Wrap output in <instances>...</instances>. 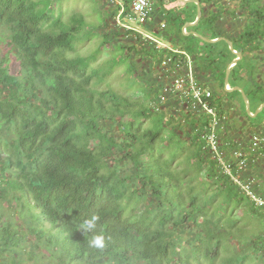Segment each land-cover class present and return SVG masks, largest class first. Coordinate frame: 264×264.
I'll list each match as a JSON object with an SVG mask.
<instances>
[{
    "label": "trees",
    "instance_id": "trees-1",
    "mask_svg": "<svg viewBox=\"0 0 264 264\" xmlns=\"http://www.w3.org/2000/svg\"><path fill=\"white\" fill-rule=\"evenodd\" d=\"M151 1L167 23L168 40L174 43L175 34L186 38L181 29L195 21L196 5L180 3L181 8L171 11L166 0ZM197 1L201 19L187 32L203 33L209 40L224 37L242 52L228 84L241 87L259 108L264 90L255 79L256 66L244 53L264 49V0H241L240 12L246 13L248 22L235 36L220 31L229 8L219 0ZM119 2L111 12L113 19L121 8L125 15L130 13L132 0ZM53 5L50 0H0V26L6 32L0 43L8 46L7 54L13 55L19 69L12 74L8 60H0V264H245L246 249L241 261L233 257L238 254L235 250L227 253L224 242L234 234L221 231L222 217L209 211V205L200 206L190 192L193 186L184 191L182 178L171 170L172 162L157 151L156 142L165 140L153 126L168 127L165 117L153 115L145 104L93 89L98 72L91 63L96 56L67 55L74 51L86 20L75 13L64 21L60 12L52 14ZM122 31L139 44V50L119 44L120 63L132 51L151 63L156 59L149 44ZM116 35L107 31L100 49ZM188 37L200 45L187 51L205 65L203 70L220 69L223 80L234 59L228 45ZM116 61L111 60L112 67ZM201 66L199 74L207 79ZM177 134L178 143L193 147L192 160L200 171L202 163L208 164L205 179L211 198L224 195L232 203L237 196V205L246 201L249 212L264 222V210L205 156L203 143H193L194 138L188 142ZM114 151L130 163V174L121 176L111 160ZM253 189L258 195L264 192L262 186ZM93 215L99 216L102 249L89 247L91 234L79 230ZM247 247L264 264V233L250 239Z\"/></svg>",
    "mask_w": 264,
    "mask_h": 264
},
{
    "label": "rangeland",
    "instance_id": "rangeland-1",
    "mask_svg": "<svg viewBox=\"0 0 264 264\" xmlns=\"http://www.w3.org/2000/svg\"><path fill=\"white\" fill-rule=\"evenodd\" d=\"M50 1H52V4H54L52 9V14L54 16L58 15V12H60L62 20L65 21L68 17H70V15L76 13L77 15L84 17L86 20L87 24H84L85 30L78 37V40L76 41L74 46V51L68 53L67 55H69L70 57H88L90 55L96 56V60L91 63V67L93 70L95 69V71L98 72V76L92 79V88L99 91H110L126 98L133 104H145V106H147V109H149L152 101L151 94L153 92L152 89H150L153 85L151 70L155 65L153 64V62L151 63L149 58L147 59L144 56H140L139 53L136 54L134 51H132L127 57L126 62H119L120 57H123L120 54V51L117 49V46L119 44L133 46L137 50H139L138 43L131 41L128 37L123 36L124 32L117 25L116 16L114 19L111 17V12L114 10L115 4L120 3L119 0ZM177 2L175 0H166L164 5L167 7V9H170L172 11L175 8H181V5H179L180 3ZM219 2L222 6H225L229 8V10H231V12H229L223 18L225 22L224 28H222L220 31L224 35L225 33L226 35L228 33V35L235 36L237 33H240L243 30L245 24H247L248 22L245 16L246 13L243 12L242 14L240 12L239 5L241 4V0H219ZM154 16V22L158 23L160 21V18L162 17L160 8H155ZM162 19L161 21L166 23L163 17ZM129 25L133 28H138L137 25ZM225 25L227 26L225 27ZM229 26L230 28H228ZM109 30L110 32H117V35L115 37H111L110 44L106 48L100 49V45L103 42L104 35ZM5 33L6 32L4 27L0 26V36L6 37ZM166 34L167 32H159L157 36L156 34L153 35L157 38L164 39L165 37H168L166 36ZM173 36V42L175 44L170 40H167V42L173 47L182 48L187 51V49L191 50L189 48L194 47V45H200L199 42H197L193 37L183 35L186 38H178L176 34ZM201 36L208 39L204 35ZM260 46L262 47L263 44H261ZM7 47L8 46H6L4 43H0V60L6 58L8 60V68L10 69V72L12 74H17L19 69L17 67L16 60L14 59L12 54H7ZM218 47L215 46L216 49H218ZM200 52L203 54L202 49H200ZM246 55L251 58V62L254 64V66H256L255 79L259 86H262V89L264 90V49L254 51L252 50L248 54L244 53V57H246ZM232 56L233 55H231V57ZM112 59L118 60L116 61L117 64L113 67L111 64ZM130 62L134 64V68L130 65ZM195 62L197 65V74L200 75V60L196 59ZM203 66L205 65H203L202 63V70ZM203 71L206 74L203 76L207 79H203L202 75H200L198 78L204 84H206L207 88L213 94L215 93L217 95L216 99H218V102L221 105V112L225 113L226 116V119L223 122L225 123L224 125H226L225 127H227V129L220 135V140L229 141L231 143H239L245 148V146L248 145V140L250 139L252 134H261L264 136V128L262 127V125H264L262 123L264 119V110L259 113L256 118L249 117L246 113V107L240 93L224 92L222 88V83L224 86V77L222 80L221 70L215 69L212 66H206ZM243 76L244 74L242 75V77ZM243 79L244 77L241 79V83H243ZM248 102L249 108L254 114L258 109L256 107L257 105L253 100L249 99ZM140 106L134 107V111H137ZM184 117L187 118L184 124L180 122L179 118H175L174 116H172V118L169 117L168 119L167 117H165L164 119L167 124L165 126L168 127H161V125L153 126V129L155 131H159L163 137V140H165L163 144H161L159 141L156 142L157 151H161L162 154L172 162L171 170L177 173L180 178H182L181 182H183L182 185L184 191H186L187 193V191L189 190L188 187L193 186L194 188L190 190V192L199 200L200 206L202 207L207 204L210 206V208H208L209 211L212 209L211 212H214L217 218L222 217V223L220 227L221 231H232V233L234 234L233 237L226 239V241L224 242V245L226 244L229 246V251L227 253H233L235 250V252L238 254H235V256L233 257L236 258L235 260L241 261L243 258V256H241V251L242 249H246V254L244 253L246 255V258H244V260L246 261L247 259V261L245 262V264H261L258 263V261L255 259V255L251 253L249 247H247V242H249L250 239H254L257 235H262L264 233V222L256 218L252 213L249 212L248 209L250 205L246 201H244L242 205H237V196H233L232 203H229L224 195H216L211 198L212 191L211 189H208L207 186L209 185V182H207V180L205 179V172L208 168V164L202 163V171H200L192 160L193 147L189 146L190 144L186 142L178 143L177 141L180 137L177 132H180L182 137L186 139L188 136H192L191 132L196 128V122L192 119L189 121L188 119L191 118L190 115H185ZM170 128L172 130H176V134L172 130H170ZM113 132H115V130H113ZM193 137V143L200 144L197 141L198 138H196V135H193ZM168 139L173 140V142H170ZM205 156L207 157L209 155L205 154ZM111 160L112 163L119 168L121 176L130 174V163L126 159H123L121 154L114 151L111 154ZM254 167L259 169L262 177L261 180L258 181V179L255 177V175L257 174V170H255L252 174L253 167L249 170L247 176L254 178V185H257L258 188H260V186L263 187L264 157L255 162ZM182 185L179 186L178 190L181 189ZM259 194H263L261 193V190L259 191ZM211 202L213 206L209 204ZM207 205H205L206 209ZM227 253H225V255H228ZM26 264H31V262Z\"/></svg>",
    "mask_w": 264,
    "mask_h": 264
},
{
    "label": "built area",
    "instance_id": "built-area-1",
    "mask_svg": "<svg viewBox=\"0 0 264 264\" xmlns=\"http://www.w3.org/2000/svg\"><path fill=\"white\" fill-rule=\"evenodd\" d=\"M155 8L151 0H132L129 14L125 15L121 8L116 15L117 25L122 30L131 31L133 39L149 44L157 55L151 70L152 112L168 119L174 116L182 124L187 119L184 116L190 115L188 119L196 122V128L187 140L192 141L196 135L203 143V151L217 164L222 174L255 206L264 210V193L258 195L253 189L254 178L247 176L255 162L264 156L261 152L264 150V136L252 134L245 148L239 143L220 140V135L226 130L223 122L225 113L221 112L218 99L213 100V93L198 78L196 59L186 50L171 46L167 42L168 37H156L159 32L166 31L167 23L162 22V18L158 23L154 22ZM181 33L186 35V29L182 28Z\"/></svg>",
    "mask_w": 264,
    "mask_h": 264
},
{
    "label": "water",
    "instance_id": "water-1",
    "mask_svg": "<svg viewBox=\"0 0 264 264\" xmlns=\"http://www.w3.org/2000/svg\"><path fill=\"white\" fill-rule=\"evenodd\" d=\"M177 1L182 3V4H194V5H196V18H195V21L193 23H186L183 26V28L186 29V30L194 28L199 23V21L201 19V15H202L199 2L197 0H177ZM190 35L196 37L197 39H199L202 42L207 43V44H216V43H220V42H225L228 45L231 54L234 56V60L230 64H228V66L224 70V90H225L226 93H235V92L240 93V95L242 96V100H243V102L245 104V107H246L247 115L249 117H251V118H256L258 116V114L263 111L264 103L261 104L259 106V108L256 110V112L253 114V113H251V110L249 108V102H248V99H247L243 89L240 88V87H235V88H232V89H228L227 88V87H229V84H228L229 75L232 72V70L241 62L242 57H243L242 56V52L241 51H236L235 50V45L230 40H228V39H226L224 37H220V38H217L215 40H208V39L204 38L203 36L199 35L196 32H188L187 35H185V36H190ZM249 80H251V79L249 78ZM262 123L264 124V119H263Z\"/></svg>",
    "mask_w": 264,
    "mask_h": 264
},
{
    "label": "clouds",
    "instance_id": "clouds-1",
    "mask_svg": "<svg viewBox=\"0 0 264 264\" xmlns=\"http://www.w3.org/2000/svg\"><path fill=\"white\" fill-rule=\"evenodd\" d=\"M186 32H187V30H186ZM230 89H232V88H230ZM98 220H99L98 215L91 216L90 218L86 219L80 225L79 230L83 234H91L90 238L87 240V244L89 247L102 249L104 247V236L97 232Z\"/></svg>",
    "mask_w": 264,
    "mask_h": 264
},
{
    "label": "crops",
    "instance_id": "crops-1",
    "mask_svg": "<svg viewBox=\"0 0 264 264\" xmlns=\"http://www.w3.org/2000/svg\"><path fill=\"white\" fill-rule=\"evenodd\" d=\"M180 3V2H179ZM166 7V6H165ZM167 8V7H166ZM168 10H170V9H168ZM161 12V11H160ZM167 28H168V26L166 27V30H167ZM166 32V31H165ZM158 35V34H157ZM186 35H187V33H186ZM225 91V90H224ZM226 126V125H225ZM226 129H227V127H226ZM226 131V130H225ZM245 147H247V145L245 146ZM262 153H263V155H264V150H262L261 151ZM264 157V156H263ZM263 157H261V158H263ZM255 170H257V174L255 175V177L258 179V181L259 180H261V173L259 172V169H257L256 167H253V171H252V174H253V172L255 171ZM263 188H264V186H263ZM261 193H264L263 192V190H261Z\"/></svg>",
    "mask_w": 264,
    "mask_h": 264
},
{
    "label": "flooded vegetation",
    "instance_id": "flooded-vegetation-1",
    "mask_svg": "<svg viewBox=\"0 0 264 264\" xmlns=\"http://www.w3.org/2000/svg\"><path fill=\"white\" fill-rule=\"evenodd\" d=\"M226 31H227V29H226ZM258 86H259V84H258ZM259 87H261V86H259ZM241 88V87H240ZM264 110V109H263ZM262 127L264 128V126L262 125Z\"/></svg>",
    "mask_w": 264,
    "mask_h": 264
}]
</instances>
